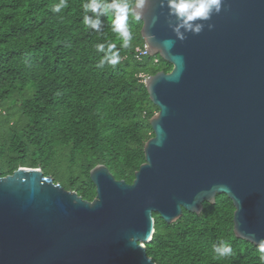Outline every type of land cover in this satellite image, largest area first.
Instances as JSON below:
<instances>
[{
  "label": "water",
  "instance_id": "1",
  "mask_svg": "<svg viewBox=\"0 0 264 264\" xmlns=\"http://www.w3.org/2000/svg\"><path fill=\"white\" fill-rule=\"evenodd\" d=\"M141 20L151 54L173 69L145 82L159 112L134 182L98 165L89 201L40 168L0 170V264H157L155 214L172 224L220 194L236 236L264 240V0H225L183 40L161 0Z\"/></svg>",
  "mask_w": 264,
  "mask_h": 264
},
{
  "label": "trees",
  "instance_id": "2",
  "mask_svg": "<svg viewBox=\"0 0 264 264\" xmlns=\"http://www.w3.org/2000/svg\"><path fill=\"white\" fill-rule=\"evenodd\" d=\"M53 13L59 0H0V170L40 168L66 190L92 201L90 172L105 165L116 179L132 184L145 162V144L154 136L151 119L159 112L144 77L173 65L160 55L138 59L143 21L129 18L132 43L121 40L102 17L100 33L83 23L82 5ZM91 15V13H89ZM115 43L120 63L97 64L98 43ZM232 200L220 194L202 211L184 210L168 224L155 214V233L147 253L157 264H264L257 245L234 232ZM222 241L233 254L217 258Z\"/></svg>",
  "mask_w": 264,
  "mask_h": 264
},
{
  "label": "clouds",
  "instance_id": "3",
  "mask_svg": "<svg viewBox=\"0 0 264 264\" xmlns=\"http://www.w3.org/2000/svg\"><path fill=\"white\" fill-rule=\"evenodd\" d=\"M225 0H161L163 7L168 10V17L173 31L178 39H185L186 33L200 34L213 14L221 12ZM149 0H88L82 5V23L89 29L100 33L103 22L102 17H111V28L121 40L120 48L127 49L132 43V32L129 26V18L136 21L142 19L143 12L148 6ZM68 7V0H59L52 6L53 13H60ZM91 13V15H89ZM209 29L214 25L208 24ZM96 51L104 53L97 67L103 68L105 64L115 66L120 63V51L115 43H98ZM257 252L261 262H264V240L257 245ZM217 258H227L233 254L232 246L222 241L214 247Z\"/></svg>",
  "mask_w": 264,
  "mask_h": 264
},
{
  "label": "built area",
  "instance_id": "4",
  "mask_svg": "<svg viewBox=\"0 0 264 264\" xmlns=\"http://www.w3.org/2000/svg\"><path fill=\"white\" fill-rule=\"evenodd\" d=\"M146 55H152L150 50H149V48H148V46H147V44H145L143 49H141V48L137 49L136 56H137L138 59H141L143 56H146ZM147 78L148 77H144V81L145 82H146Z\"/></svg>",
  "mask_w": 264,
  "mask_h": 264
}]
</instances>
